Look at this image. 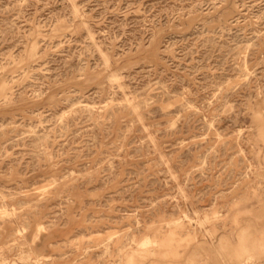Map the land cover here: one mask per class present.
<instances>
[{
    "label": "rangeland",
    "instance_id": "1",
    "mask_svg": "<svg viewBox=\"0 0 264 264\" xmlns=\"http://www.w3.org/2000/svg\"><path fill=\"white\" fill-rule=\"evenodd\" d=\"M0 264H264V0H0Z\"/></svg>",
    "mask_w": 264,
    "mask_h": 264
}]
</instances>
